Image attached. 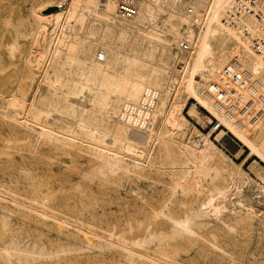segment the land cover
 Segmentation results:
<instances>
[{
  "label": "rangeland",
  "instance_id": "1",
  "mask_svg": "<svg viewBox=\"0 0 264 264\" xmlns=\"http://www.w3.org/2000/svg\"><path fill=\"white\" fill-rule=\"evenodd\" d=\"M109 1L113 16L101 0H0V264H264V119L260 131L229 121L211 132L219 121L200 74L238 57L241 32L223 46L219 28L230 27L207 22L193 54L179 55L193 31L185 0H153L142 21L117 19ZM184 59L193 73L181 93ZM139 77L159 92L149 126L120 116L118 86ZM189 93L181 133L169 115ZM137 128L144 140L131 136ZM206 146L212 156L197 160Z\"/></svg>",
  "mask_w": 264,
  "mask_h": 264
},
{
  "label": "bare ground",
  "instance_id": "2",
  "mask_svg": "<svg viewBox=\"0 0 264 264\" xmlns=\"http://www.w3.org/2000/svg\"><path fill=\"white\" fill-rule=\"evenodd\" d=\"M72 1H77V0H72ZM87 1L91 3L95 0H87ZM152 1L153 0H135L137 13L134 17L130 18L129 20L136 18L142 21L143 19H145L149 14ZM166 1L169 2L170 7L172 8H179L181 6V3H178L177 0H166ZM166 1L164 0V2ZM207 1L208 4L206 6L204 5L203 8L201 9L197 8L196 2L194 0H185L183 4L182 9H183V16L185 17V19L186 18L188 19L189 16L188 9H190L191 15H195L201 18V21L200 23H198L197 26H195L194 24H193L194 26H192L190 20L191 18L189 17L188 25L190 30H192L193 28V31L191 34L186 35V37L182 39L177 45L178 47L182 41L188 42L190 44V50L187 53H191V55L193 54V50L196 45V35L203 29V27H205V24L207 22L214 23L219 27L221 26L225 27V23L221 18H223L222 12L224 11V6L226 5L227 0H207ZM100 5L102 6L101 10L103 12V15L105 16L112 15L114 11L113 3H111L109 0H101ZM117 8H118V0H116L115 3V17L119 20H122L118 17ZM59 11L60 9L50 12L48 14L49 15L58 14ZM251 18L254 20V18L250 15L243 16L240 19L241 27L238 28L241 31V39L239 37L237 38L235 37L239 44L234 48L235 53L237 52L238 57L237 56L232 57L231 60L228 62V65H227V61L225 60L223 61L222 59L220 60L219 57L218 60L216 61L213 60L211 65L203 66V70L200 73L201 76L207 77L209 80H211L207 88L203 89V98L208 102V104L214 110L215 116H217L219 124L220 123L223 124V126L226 127L227 129H228L227 126L230 125V123L235 127H237L240 121H242V123L255 122L253 124L254 131L256 130L260 131L261 124L259 122L262 119H264V83L261 81L264 80V65H263L264 61L263 59L259 58L255 53L250 51L248 47V41L251 40H247V38H245L246 35L245 36L243 35V31H247L248 35L250 33V27H251L250 21H253ZM122 21H128V20H122ZM215 28L217 30L218 27ZM256 28L259 32H261L260 31L261 29L258 27L257 22H256ZM219 29L222 31V33L225 36V37H221L219 42L223 46H226L225 38H227L228 35L235 36L236 33L234 30L237 29L228 28L227 31H225V29H221V28ZM176 34L177 33L173 29L169 31V35L174 36ZM242 36L244 38H242ZM202 52H203L202 49L199 47L197 52L198 56L202 55L203 54ZM250 52L252 55L250 54ZM104 53L105 54L100 53V55L99 54L97 55L96 62L101 63V61L103 60L104 61L108 60V53L106 51H104ZM104 55H105V59H104ZM178 66L180 68L179 70L177 69L176 71L174 70L175 71L174 74L177 76L178 79L177 84H179L177 90H179V92L182 93L183 89L188 85V82L190 80V75H192L193 72L188 69L186 59L181 61L180 65ZM140 78L141 77L135 80L129 79L125 81L123 84H120V86H118L120 91L123 93L124 97L127 99L126 100L127 104L125 106L126 109H124L123 114H120V116L123 117L126 121L127 119H129L135 125H141V122L143 121V124L149 126L152 123L151 120L152 119L151 115L153 111L152 105L155 103L154 100L158 98L159 92H157L158 91L157 89L152 87L151 88L143 87L142 80ZM202 79L203 78H201V80ZM201 80L198 83H201ZM153 82L156 83L155 79L153 80ZM228 87H232V93H229L230 96H228ZM142 89H143V93L140 96L139 101H136ZM189 89L192 90L191 87H189ZM189 95H192V93H189L188 96H184V100L182 101L177 100L175 103H173V106L171 108L172 114L169 115V120L172 123V126H174L175 129H177L178 132L180 131L181 133H183L184 131L183 129H186L184 128V126L187 123V121L186 119L180 118V111L185 106L186 100L189 98ZM130 105H134L135 107ZM142 105H144L145 107L144 108L141 107ZM142 111L144 112L143 116L140 115V112ZM212 129L210 130L211 132L213 131ZM221 131L216 135L217 138L221 136ZM130 133L131 136L136 140H144L146 138L145 133L139 128L135 130L132 129ZM203 138L207 140L206 144L210 143L208 136H205ZM197 154H198L197 160L200 159V157H205L207 155L210 157L212 156V153L209 151L207 146L204 147L201 151H198ZM134 161H138V160H134ZM193 164L194 167L197 168L200 172L209 175V177L207 178L208 180L217 177L218 173L216 172L209 173L208 168L203 167L201 165V162L199 163L194 162ZM231 182H232L231 192L234 193L233 188L234 190H236L235 188L236 183L235 182L233 183L232 179ZM207 201L211 202V198H208ZM206 212H207L206 208L203 207V209L197 213L198 215L203 216ZM178 225H180V227L184 228L186 231L189 230L185 222H177V223L174 222L172 227L174 229H177Z\"/></svg>",
  "mask_w": 264,
  "mask_h": 264
},
{
  "label": "built area",
  "instance_id": "3",
  "mask_svg": "<svg viewBox=\"0 0 264 264\" xmlns=\"http://www.w3.org/2000/svg\"><path fill=\"white\" fill-rule=\"evenodd\" d=\"M136 13L137 8L135 0H118L117 14L120 19L129 20L134 17ZM188 13L191 18V25L197 26L201 18L191 15L190 9H188ZM246 15H250L256 20L258 27L261 29V34L260 36L255 35L251 37L248 35L247 31H243V35H246L245 38H247V40H251L249 41V49L264 61V0H232L227 12L224 14L223 21L226 26L240 31V19ZM242 38L244 37L242 36ZM189 50L190 44L186 41H182L176 49L179 54L187 53ZM229 93H232V87H228V96H230ZM220 127V124L217 122L212 127V130L215 131Z\"/></svg>",
  "mask_w": 264,
  "mask_h": 264
},
{
  "label": "water",
  "instance_id": "4",
  "mask_svg": "<svg viewBox=\"0 0 264 264\" xmlns=\"http://www.w3.org/2000/svg\"><path fill=\"white\" fill-rule=\"evenodd\" d=\"M57 9V7H51L49 10H48V12L49 11H52V10H56Z\"/></svg>",
  "mask_w": 264,
  "mask_h": 264
}]
</instances>
